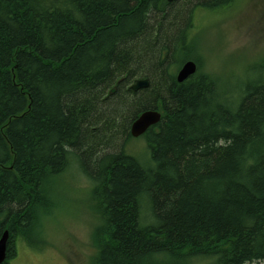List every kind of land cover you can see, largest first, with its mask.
<instances>
[{
    "label": "trees",
    "instance_id": "obj_1",
    "mask_svg": "<svg viewBox=\"0 0 264 264\" xmlns=\"http://www.w3.org/2000/svg\"><path fill=\"white\" fill-rule=\"evenodd\" d=\"M229 2L0 0L2 264L43 246L47 185L74 162L99 218L93 264H264V72L229 97L198 66L175 77L199 59L194 10ZM147 108L161 119L141 162L126 147Z\"/></svg>",
    "mask_w": 264,
    "mask_h": 264
},
{
    "label": "rangeland",
    "instance_id": "obj_2",
    "mask_svg": "<svg viewBox=\"0 0 264 264\" xmlns=\"http://www.w3.org/2000/svg\"><path fill=\"white\" fill-rule=\"evenodd\" d=\"M191 21L192 54L199 58L195 61L199 72L211 74L227 97L237 95L264 72V0H231L228 6L215 9L198 7ZM126 151L141 162L148 159L143 137H132ZM47 189L52 207L39 219L45 242L39 248L17 243L11 264H93L97 253L93 231L99 218L86 177L74 162ZM207 260L196 264H208Z\"/></svg>",
    "mask_w": 264,
    "mask_h": 264
},
{
    "label": "water",
    "instance_id": "obj_3",
    "mask_svg": "<svg viewBox=\"0 0 264 264\" xmlns=\"http://www.w3.org/2000/svg\"><path fill=\"white\" fill-rule=\"evenodd\" d=\"M168 2L174 0H167ZM197 70V64L194 60H186L176 73V80L182 82L190 75L194 74ZM148 85L146 78H137L130 87L137 91L138 89L145 88ZM114 89H112L113 91ZM161 119V112L155 108H147L142 110L130 123L129 134L133 138L143 135L149 127L157 124ZM9 232L7 229L0 233V264L6 259L7 242Z\"/></svg>",
    "mask_w": 264,
    "mask_h": 264
}]
</instances>
